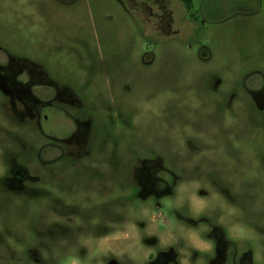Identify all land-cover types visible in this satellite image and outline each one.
I'll return each mask as SVG.
<instances>
[{"label": "rangeland", "instance_id": "obj_1", "mask_svg": "<svg viewBox=\"0 0 264 264\" xmlns=\"http://www.w3.org/2000/svg\"><path fill=\"white\" fill-rule=\"evenodd\" d=\"M2 1L25 59L79 95L90 80L84 93L101 96L109 145L98 176L71 169L61 177V160L55 177L40 172L23 191L0 185V264H150L172 251L179 257L169 264H210L207 239L218 222L240 243L264 242V111L255 99L264 82V0H194L190 10L181 0ZM11 114L0 97V146L48 142L35 120ZM28 155L36 165L35 151ZM2 158L0 148V183ZM138 159L177 177L173 192L134 197ZM48 190L61 205L66 194L76 198L87 214L53 208ZM112 226L119 240L89 242ZM63 237L73 239L61 246Z\"/></svg>", "mask_w": 264, "mask_h": 264}, {"label": "flooded vegetation", "instance_id": "obj_2", "mask_svg": "<svg viewBox=\"0 0 264 264\" xmlns=\"http://www.w3.org/2000/svg\"><path fill=\"white\" fill-rule=\"evenodd\" d=\"M6 1L3 0L2 3ZM161 16L163 18L166 15ZM2 17L3 15H0V97L8 104L12 116L13 113L25 114L35 120V129L41 132L48 142L38 145L39 147H35V142L31 145L19 141L2 143L3 146L0 148L6 160L2 158L4 163L1 187L7 191H23L24 182L35 180L36 183L38 177H41L38 173H44L46 170L50 177H55L56 163L61 160L65 162V173L61 177H71V169L83 177L89 174L92 177L100 175L99 166L104 161L103 151L109 145L102 137L104 129L100 108L103 103L100 94L92 90L84 93L90 86V80L85 78L84 82L81 81L83 83L80 85L79 95L64 78L58 75L52 77L43 65L25 59L21 55L23 47L18 42V33L9 32L7 20L3 21ZM164 27L166 28V25ZM255 94L258 107L264 111V82L257 88ZM46 124L49 125L50 131H45ZM60 134L64 137L62 138L63 135ZM110 144L114 150L118 148L119 142L113 141ZM30 151H35L36 165L30 161L28 155ZM23 155L26 157L23 158ZM138 162L132 177L134 197L142 199L150 195L161 197L173 192L177 185V177L170 179L163 177L160 171L165 168L159 163L142 159H138ZM54 182L53 179L52 187L55 185ZM34 192L35 195L44 194L39 189ZM55 192V190L46 192V197L53 204V208L56 209L58 204L65 211L87 214L86 210L82 209V204L79 205V200L74 197L71 200L68 194L64 197L69 203L61 205L63 201L56 199ZM79 218L83 219L80 216ZM102 218V211L96 213V224H100ZM69 221L72 223L71 219ZM62 227L64 230L69 228L65 225ZM79 229L82 230V227ZM211 230L207 239L208 252L212 255L210 264H264L262 240L259 247L240 243L241 240L238 242V239L227 236L228 233L220 222L213 224ZM178 257L179 254L174 251L162 252L150 264L176 263Z\"/></svg>", "mask_w": 264, "mask_h": 264}, {"label": "crops", "instance_id": "obj_3", "mask_svg": "<svg viewBox=\"0 0 264 264\" xmlns=\"http://www.w3.org/2000/svg\"><path fill=\"white\" fill-rule=\"evenodd\" d=\"M131 228V227H130ZM130 228H128V229H126V230H130ZM125 229V228H124ZM56 231H57V229H55ZM55 231V232H56ZM111 231H113V233L111 234L110 232ZM67 233V232H66ZM126 235H128V234H126ZM122 237V233H121V231H116L115 230V228H114V226H112V227H109L108 228V230H107V232L106 233H104V234H102L101 236H97V238H93V237H91V238H88V240H89V242H91V241H94L95 242V245L98 247V248H103V247H105V246H107L108 245V243L110 242V241H112V240H119V238H121ZM73 238H71V237H69V238H67V237H63L62 238V240H64V241H70V240H72ZM67 241L66 242H63L62 244H61V246H65L66 245V243H67ZM52 242H48V245H52L51 244ZM75 243V242H74ZM88 242H87V239L85 240H83L82 238H78L77 240H76V245H78V246H81V247H83V245L84 244H87ZM61 250H63V249H60V250H58V251H61ZM84 250V249H83ZM83 250H82V254H83ZM87 254V251H86V249H85V252H84V256ZM129 263H131V264H134L131 260L129 261Z\"/></svg>", "mask_w": 264, "mask_h": 264}, {"label": "trees", "instance_id": "obj_4", "mask_svg": "<svg viewBox=\"0 0 264 264\" xmlns=\"http://www.w3.org/2000/svg\"><path fill=\"white\" fill-rule=\"evenodd\" d=\"M185 5H186V7L190 10L191 8H192V3H193V1L194 0H181ZM111 263H116V262H111ZM110 263V264H111Z\"/></svg>", "mask_w": 264, "mask_h": 264}]
</instances>
